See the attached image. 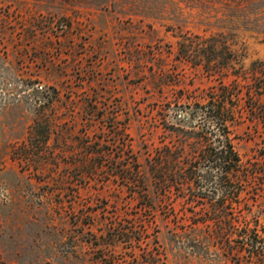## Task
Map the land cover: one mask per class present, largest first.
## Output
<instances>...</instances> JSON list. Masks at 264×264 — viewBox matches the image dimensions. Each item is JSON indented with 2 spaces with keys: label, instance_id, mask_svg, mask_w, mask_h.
<instances>
[{
  "label": "rangeland",
  "instance_id": "1",
  "mask_svg": "<svg viewBox=\"0 0 264 264\" xmlns=\"http://www.w3.org/2000/svg\"><path fill=\"white\" fill-rule=\"evenodd\" d=\"M220 86L249 171L231 215L193 195L215 202L216 182L132 194L120 138L150 190L147 159L191 158L178 121L200 125ZM38 119L46 166L19 151ZM0 264H264V0H0Z\"/></svg>",
  "mask_w": 264,
  "mask_h": 264
},
{
  "label": "trees",
  "instance_id": "2",
  "mask_svg": "<svg viewBox=\"0 0 264 264\" xmlns=\"http://www.w3.org/2000/svg\"><path fill=\"white\" fill-rule=\"evenodd\" d=\"M235 98V93L229 86H220L207 103L197 104V109L201 113L200 125H193L186 118L179 119L178 123L188 121L189 129L183 130L184 139L194 138L193 145L196 149H194L191 158H176L177 156L173 158L172 154L178 151L177 149L172 151L171 146L166 144L157 150L154 156L148 158L146 162L151 181L150 190L147 187L148 176L143 172V165L131 154L126 137L122 136L120 138L121 162L124 167L120 176L124 186L131 188L132 194H149L153 196L152 199H158L161 192L165 196L164 192L168 188L170 189L172 185H179L185 190H192L191 186L193 185L200 187L205 182H216L220 189L224 186L226 191L215 202L209 200L211 198L208 197L207 191H193V195L197 198V202L207 200L204 204L209 209L204 216L207 214L220 217L231 215L228 213L229 207L225 202V197L231 193L227 184L233 178L239 181L241 177H248L249 174L248 169L242 163L232 136L231 123L236 117ZM170 128L181 130V127H175V125H171ZM51 131V125L48 121L38 119L31 125L26 141L19 147L21 159L24 162L39 161L42 166L56 163L57 155L54 150L49 152L43 150L50 147L48 141L52 135ZM93 153L94 151L87 154L93 158L103 154ZM85 164L87 165V163ZM204 167H208L215 173L208 170L203 171L202 168Z\"/></svg>",
  "mask_w": 264,
  "mask_h": 264
}]
</instances>
